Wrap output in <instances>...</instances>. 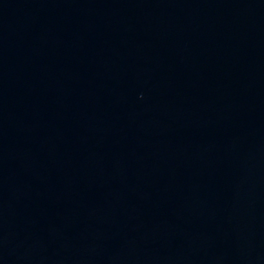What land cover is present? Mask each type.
<instances>
[{
    "label": "water",
    "instance_id": "95a60500",
    "mask_svg": "<svg viewBox=\"0 0 264 264\" xmlns=\"http://www.w3.org/2000/svg\"><path fill=\"white\" fill-rule=\"evenodd\" d=\"M0 264H264V0H0Z\"/></svg>",
    "mask_w": 264,
    "mask_h": 264
}]
</instances>
